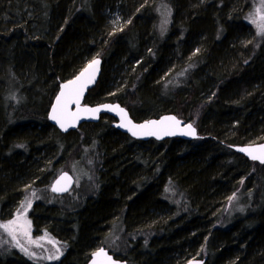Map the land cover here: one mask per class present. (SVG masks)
<instances>
[{"label":"trees","instance_id":"16d2710c","mask_svg":"<svg viewBox=\"0 0 264 264\" xmlns=\"http://www.w3.org/2000/svg\"><path fill=\"white\" fill-rule=\"evenodd\" d=\"M117 3L128 22L110 32L106 13ZM156 3L171 9L160 35ZM249 6L0 0V220L22 184L46 186L66 150L86 151L96 180L88 195L30 213L34 231L46 223L66 246L48 264H86L113 224L124 243L110 253L127 264H264V164L231 149L264 141V37L256 43L244 20ZM94 54L101 72L84 103L117 102L134 121L175 114L197 138L136 140L106 115L60 133L47 120L52 99ZM238 190L234 211L227 199ZM3 249L0 264H38Z\"/></svg>","mask_w":264,"mask_h":264},{"label":"rangeland","instance_id":"374dc122","mask_svg":"<svg viewBox=\"0 0 264 264\" xmlns=\"http://www.w3.org/2000/svg\"><path fill=\"white\" fill-rule=\"evenodd\" d=\"M144 1L145 3H151L153 0ZM117 4L118 5H115V8L112 11L106 13L110 32L121 29L128 22V18L125 17L127 15L125 14L127 13L126 10L124 9V7H121L119 3ZM260 4L261 0H250L249 10L246 11L244 15L245 22L251 27L253 36L257 40L256 43H258L259 40H262L264 37V35L257 34L256 26L251 23V20L254 18L253 14L255 13L256 8L260 6ZM159 7H161L160 10L158 9ZM155 8L158 20L157 31L158 35H160L159 33H164L166 30H168L167 28L169 27V24L171 22V9L169 5L165 3H156ZM96 56L98 55H93V57ZM172 67H170L167 72H169ZM160 79L161 81H164L163 77H161ZM118 80L119 79L116 78V82ZM119 84L122 85V83H118V85ZM191 123L193 124V122ZM82 154L86 155V151H84ZM82 154L80 156H77L76 154H73L72 151L66 150L64 155L58 158V169L56 174L63 170L68 171L74 178L75 182L72 191L69 192L66 196H54L49 191V183L46 186H35L33 184L24 183L19 187V196L17 195L13 203H10L6 207H4L3 210L9 213L8 215H6L7 218H5L4 220H0V224H6L7 222L15 219L18 215L17 210L20 209L21 211H23V209H21V203L24 202L26 198L31 199V207L25 213V219L30 222V228L28 229L29 235L24 236L20 233H17V239L13 240L12 237L8 235V233L5 232L3 228H0V250L4 248L3 250L18 252L38 264L55 263L64 255L66 249L64 243L59 241L50 232L45 230L44 224L46 223L43 224V227H40L42 228L40 231H34V229H32V222L29 219V216L36 204L45 203L61 205L65 204L66 202L77 203L79 199H84L85 196L88 195L91 190V187L93 186L90 185V183L96 182V180L94 178V172H92V161ZM33 193H35V195H33ZM239 193L240 190L236 191L234 196H230L232 199H229L230 197L227 199V201L232 200V202H235L233 204L234 206L232 207V210L234 211L242 210L240 204L238 203L239 200L237 198ZM120 236L121 227L118 228L117 224H113L105 233L102 242L103 244H99L95 248L98 249L99 247H104L111 253L118 251V249L114 247L116 246L114 244H116L117 242H120V244L124 243L122 242ZM30 240L36 241V243H30ZM24 248L28 249L27 253L23 251ZM122 248L123 247L121 245L120 249ZM53 256L57 258L49 259V257Z\"/></svg>","mask_w":264,"mask_h":264},{"label":"snow or ice","instance_id":"6c2138e0","mask_svg":"<svg viewBox=\"0 0 264 264\" xmlns=\"http://www.w3.org/2000/svg\"><path fill=\"white\" fill-rule=\"evenodd\" d=\"M254 18L251 20L257 28L258 35H264V0H261V4L256 8L253 14ZM99 65V60L94 59L90 62L87 68H85L75 79L68 81L61 85V91L56 97V102L52 106V112L50 119L56 121L57 124L64 130H67V126H74V121L79 119L80 113L91 114L95 118L96 113L100 112L101 109H107L109 111L117 110L121 114V118L124 121L119 125V127H127L128 131L132 133L133 136H156L160 139L162 135L171 136L176 135V127L180 124V121L175 117H162L159 121H148L143 124L135 125L130 120L127 119V114L124 113L123 109L119 106L102 105L96 108H81L80 100L83 96V92L88 84L92 83L95 79V70ZM75 104L76 111L72 112L69 110V106ZM185 130H181L182 135H193L195 136V129L192 125H186ZM239 151L245 152L252 160H259L264 163V145L259 146H248L246 148H240ZM259 153V154H257ZM70 177L64 174L57 180L56 185L52 187L53 192L67 191V187L59 186L61 182H67ZM35 195V193H33ZM229 199H232L231 197ZM31 199H27L21 203V211L18 209V215L15 219L7 222L6 224H0V228H3L5 232L12 237L13 240L17 239V233L24 236H28V229L30 228V222L25 219V213L31 207ZM30 243H36V241H29ZM52 242V241H49ZM23 251L27 253L28 249L24 248ZM96 258L93 264H111V257L106 256L103 249L98 250L93 253ZM57 257H49V259H55Z\"/></svg>","mask_w":264,"mask_h":264},{"label":"water","instance_id":"95a60500","mask_svg":"<svg viewBox=\"0 0 264 264\" xmlns=\"http://www.w3.org/2000/svg\"><path fill=\"white\" fill-rule=\"evenodd\" d=\"M94 59L99 60V65L96 67V70H95V79H94V81L92 83L88 84L87 87L85 88L84 92H83V96L81 97V100H80V107L81 108H84V107H87V108H96V107H100L102 105L119 106V108L120 109H123L124 110V113L127 114V119L130 120L135 125L143 124V123L148 122V121H159V120H161L162 117H175L177 120L180 121V124L175 129L176 132H177V134L176 135H171V136H164V135H162L160 139H157L156 136H143V135L133 136L132 133L128 131L127 127H119V125L121 123H123L124 121L121 118V114L117 110L109 111V110L103 109V108L101 109L100 112L96 113L95 118H93L91 114L81 112L80 113V116H79V119H77V120H75L73 122L74 123V126H71V125L67 126V130L62 129L60 127V125L56 123V121L50 119V115H51V112H52V106L55 104L56 97H57V95L61 91V85L67 83L70 80L75 79V77L78 76L85 68H87L88 65L90 64V62L93 61ZM101 63H102V60H101L100 57H97V56L96 57H93L92 59H90L89 61H87L84 64V66L81 69H79L78 72H76V74L74 76H72L70 79H67V80L62 81V82L59 83L58 90H57L56 94L54 95V97L52 99V102H51V104L49 106L48 112H47V120L60 133L64 134V133H68L70 131H74V130L78 129V127L81 124H83V123H96V122L99 121V119H100L101 116L106 115V116H109V117L112 118L111 126L113 128L117 129L118 131H120L122 133H126L131 138L136 139V140L146 141V140L152 139V140H156V141H162L164 139H170V138H179V139H183V140H191V139L197 138V136H198L197 128L191 122L184 121V120L178 118L175 114H170V113L161 114V115H159V116H157L155 118H149V119H145V120H142V121H134L131 118L128 110L124 106H122L121 104H119L117 102L105 101V102L95 103V104H86V103H84V98H85L88 90H90L91 88H93L94 85L96 84L97 80H98V77H99L100 72H101ZM69 110L72 111V112H75L77 110L76 109V105L75 104L70 105L69 106ZM189 124H191L192 127H193V129H195V136H193V135H182V134H180L181 130H185V131L187 130L185 128V126L186 125H189ZM259 145H264V141L259 142V143H246V144H242V145H234V146H231V149L234 150L235 152H237V153L245 156L250 161L257 162L259 164H264V163H261L259 160H252L249 157V155H247L245 152H242V151H239L238 150L240 148H246L248 146L255 147V146H259ZM257 154H259V153H257ZM64 174H67V176L70 177V180L67 181V182L62 181L61 182V185H59V186L67 187V191L53 192L52 191V187L56 185L57 180H59L60 177L63 176ZM74 183L75 182H74V178L72 177V175L68 171L63 170V171H60L54 177V179H52L51 183L49 184V191L54 196H64V195L68 194L71 191V189L74 186ZM100 249H103L104 250V253L106 254V256L111 257V264H127L126 261L115 258L104 247H99L98 249H96L93 252H91V254H90V256H89L86 264H93L94 259H96L93 256V253L97 252ZM203 262H204V259H201V258H192V259H189V260L185 261L183 264H204Z\"/></svg>","mask_w":264,"mask_h":264},{"label":"bare ground","instance_id":"6f19581e","mask_svg":"<svg viewBox=\"0 0 264 264\" xmlns=\"http://www.w3.org/2000/svg\"><path fill=\"white\" fill-rule=\"evenodd\" d=\"M117 85H118V84H117ZM118 86H119V85H118ZM122 88H123V87H122ZM73 219H74V218H73ZM62 220H63V219H62ZM71 220H72V219H71ZM73 224H74V223H73ZM73 224H72V225H73ZM69 227H71V225H70Z\"/></svg>","mask_w":264,"mask_h":264},{"label":"flooded vegetation","instance_id":"af4514ba","mask_svg":"<svg viewBox=\"0 0 264 264\" xmlns=\"http://www.w3.org/2000/svg\"><path fill=\"white\" fill-rule=\"evenodd\" d=\"M50 183H51V182H50ZM50 183H49V184H50ZM64 196H65V195H64ZM57 197H61V196H57ZM29 219H30V216H29Z\"/></svg>","mask_w":264,"mask_h":264}]
</instances>
